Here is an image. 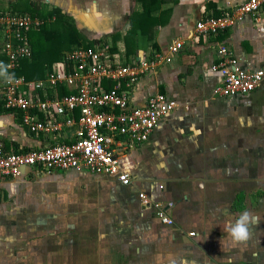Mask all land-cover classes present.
I'll return each instance as SVG.
<instances>
[{
	"label": "crops",
	"instance_id": "0c3cea01",
	"mask_svg": "<svg viewBox=\"0 0 264 264\" xmlns=\"http://www.w3.org/2000/svg\"><path fill=\"white\" fill-rule=\"evenodd\" d=\"M20 3L45 12L58 8L49 22L61 14L73 20L93 43L110 44L124 65L167 54L177 38L183 47L130 87L131 106L144 105L156 93L176 103L147 140L121 157L131 185L86 170L36 174L24 169L19 177H0V264H264V168L258 164L264 161V77L249 94L218 96L214 89L222 77L211 67L224 44L240 66L264 71V4L258 18L247 15L234 26L202 35L196 22L230 12L226 0H166L160 23L128 53L124 35L139 7L136 0H0V11L25 12ZM2 43L0 31V62ZM102 83L105 89L113 85ZM63 89L70 92L60 86L59 96L66 94ZM21 116L20 110L6 109L0 95V142L6 152L73 140V126L33 133ZM140 191L152 200L172 201L167 214L173 224L162 223L143 205ZM242 211L257 223L251 239L235 245L225 226Z\"/></svg>",
	"mask_w": 264,
	"mask_h": 264
},
{
	"label": "built area",
	"instance_id": "2783aa9c",
	"mask_svg": "<svg viewBox=\"0 0 264 264\" xmlns=\"http://www.w3.org/2000/svg\"><path fill=\"white\" fill-rule=\"evenodd\" d=\"M263 4L264 0H244L237 5L226 0L230 12L198 20L196 31L202 35L216 34L247 15L258 18ZM42 23L40 17L26 12L0 11L1 52L4 63L10 65V72L15 74L20 60L31 56L28 33ZM182 47L183 40L177 38L168 45L167 54L155 53L150 58L124 65L118 55L111 52L110 44L95 42L63 51L61 59L42 78L28 79L15 74L12 84L2 81L0 95L4 107L20 110L22 123L31 132L57 133L66 126H73L74 132L70 142H56L26 151L6 152L0 142V177L16 178L24 169L36 174L86 170L111 176L121 185H131L130 174L120 166L121 157L133 144L147 140L159 119L172 111L176 103L165 94L156 93L150 95L144 105L131 106L130 87L140 74L162 61L169 62ZM218 54V62L211 66L222 77L214 89L216 95H246L261 85L262 69L240 66L224 44L219 45ZM103 80H111L113 85L105 89ZM60 86H66L70 92L59 96ZM38 92H43L45 97H39ZM74 110L78 111L77 117L72 115ZM138 197L143 205L153 208L162 223L173 224L167 214L172 201L152 200L143 191L138 192Z\"/></svg>",
	"mask_w": 264,
	"mask_h": 264
},
{
	"label": "trees",
	"instance_id": "16d2710c",
	"mask_svg": "<svg viewBox=\"0 0 264 264\" xmlns=\"http://www.w3.org/2000/svg\"><path fill=\"white\" fill-rule=\"evenodd\" d=\"M136 1L138 2L139 7L134 9L130 15L129 28L124 35L126 52L128 53L136 51L135 49L139 40L145 38L148 39L147 30L152 24L160 23L159 9L162 4L166 2V0ZM35 5L31 6V8L39 10V8ZM54 12L59 13L60 10L58 8H53L52 11H41V13L36 14L44 20L41 27L38 29V34H43L45 42L35 39L33 42H30L32 48L31 56L20 60L19 67L15 70V74H22L28 79L44 77L47 72L51 70L50 67L52 66V63L61 59L63 49L59 50V46L65 40L70 42V46L67 50L77 46H87L93 44V40L87 39L83 34H81L76 28L73 20L64 18V15L61 14V18L57 22H49L50 19L48 17H51ZM56 23L61 25V29L64 30L63 32H57L50 26L55 25ZM47 39L48 41H46ZM2 58L3 62H5V57L3 55ZM63 92L67 93V90L63 89Z\"/></svg>",
	"mask_w": 264,
	"mask_h": 264
},
{
	"label": "clouds",
	"instance_id": "9594fccd",
	"mask_svg": "<svg viewBox=\"0 0 264 264\" xmlns=\"http://www.w3.org/2000/svg\"><path fill=\"white\" fill-rule=\"evenodd\" d=\"M10 65L0 62V81L5 84H12L16 77L10 72ZM257 223V219L249 212L242 211L234 222H229L225 226V231L235 245L246 244L252 236V231Z\"/></svg>",
	"mask_w": 264,
	"mask_h": 264
},
{
	"label": "rangeland",
	"instance_id": "374dc122",
	"mask_svg": "<svg viewBox=\"0 0 264 264\" xmlns=\"http://www.w3.org/2000/svg\"><path fill=\"white\" fill-rule=\"evenodd\" d=\"M15 7H17V6H15ZM18 7H19V9H23L26 13H28V14H30V15H36V14H39V13H41V11H39V10H34V9H32L31 7H29V6H27L26 5V3L24 4V3H20V5H18ZM17 7V8H18ZM1 10H3L2 8H0ZM10 11H21V10H10ZM54 30H56L57 32L58 31H64V30H62L61 29V25L59 24V23H56L55 25H50ZM36 30H32L31 32H30V35L31 36H33L34 38H35V40H40L41 42H45V38H44V36H43V34L41 35H37L36 34V32H35ZM46 41H48V39L46 40ZM69 46H70V42L68 41V40H65L60 46H59V50H62L63 49V51H65V50H67L68 48H69ZM258 164H259V167H263L264 168V161H262V162H258Z\"/></svg>",
	"mask_w": 264,
	"mask_h": 264
}]
</instances>
